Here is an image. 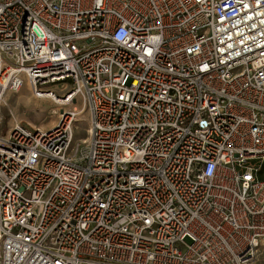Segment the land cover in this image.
Listing matches in <instances>:
<instances>
[{"label":"built area","instance_id":"built-area-1","mask_svg":"<svg viewBox=\"0 0 264 264\" xmlns=\"http://www.w3.org/2000/svg\"><path fill=\"white\" fill-rule=\"evenodd\" d=\"M0 264H253L264 248V0H0Z\"/></svg>","mask_w":264,"mask_h":264},{"label":"rangeland","instance_id":"rangeland-1","mask_svg":"<svg viewBox=\"0 0 264 264\" xmlns=\"http://www.w3.org/2000/svg\"><path fill=\"white\" fill-rule=\"evenodd\" d=\"M43 87L42 90L52 91L56 97L62 98L68 90ZM44 94V93H43ZM41 96V94H39ZM33 92L32 86L25 83L17 92L6 94L0 104V120L3 129L14 124L28 128H49L55 125L63 111L72 110L74 105L79 111L74 121L73 146L82 149L88 138L89 112L81 97H76L71 104L59 105L51 99H45ZM77 111V112H78ZM264 177V165L262 167ZM253 264H264V248H261Z\"/></svg>","mask_w":264,"mask_h":264},{"label":"bare ground","instance_id":"bare-ground-1","mask_svg":"<svg viewBox=\"0 0 264 264\" xmlns=\"http://www.w3.org/2000/svg\"><path fill=\"white\" fill-rule=\"evenodd\" d=\"M37 96V95H36ZM40 96V95H39ZM40 97H42V98H45V99H51L52 101H54L56 104H59V105H64L63 103V101L59 98V97H56L54 94H52V95H50V94H48V93H44V94H41V96ZM76 97H79L78 95L76 96ZM82 101H83V99H82ZM74 108V110L77 112L78 110H77V108L74 106V105H72ZM79 115V111H78V113H77V115L76 116H78ZM56 125V124H55ZM54 126V125H53Z\"/></svg>","mask_w":264,"mask_h":264},{"label":"trees","instance_id":"trees-1","mask_svg":"<svg viewBox=\"0 0 264 264\" xmlns=\"http://www.w3.org/2000/svg\"><path fill=\"white\" fill-rule=\"evenodd\" d=\"M261 173H263V170H261Z\"/></svg>","mask_w":264,"mask_h":264}]
</instances>
